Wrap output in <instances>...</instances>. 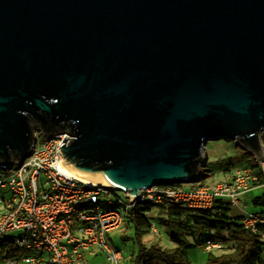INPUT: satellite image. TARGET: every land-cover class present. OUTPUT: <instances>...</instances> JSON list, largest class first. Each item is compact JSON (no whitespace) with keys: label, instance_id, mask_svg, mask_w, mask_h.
<instances>
[{"label":"water","instance_id":"obj_1","mask_svg":"<svg viewBox=\"0 0 264 264\" xmlns=\"http://www.w3.org/2000/svg\"><path fill=\"white\" fill-rule=\"evenodd\" d=\"M37 131L132 203L200 182L213 136L264 160V0H0V162Z\"/></svg>","mask_w":264,"mask_h":264},{"label":"built area","instance_id":"obj_2","mask_svg":"<svg viewBox=\"0 0 264 264\" xmlns=\"http://www.w3.org/2000/svg\"><path fill=\"white\" fill-rule=\"evenodd\" d=\"M23 162H0V187L11 191V198L0 199V240L12 231L16 247L23 252L19 258H6L13 264H85L87 254L105 253L110 264H122L124 255L111 242L109 233L121 228L126 213L136 203L182 202L191 208H211L217 198L239 204L240 197L260 182L259 174L238 169L228 181L187 189L183 185H161L147 188L135 202L102 183L85 181L64 165L60 148L71 138L69 133L42 135ZM264 172V160L258 161ZM68 169V170H67ZM71 170V169H70ZM264 184L260 185L263 186ZM115 194L113 197L112 194ZM242 222L261 233L264 214L249 212ZM153 230L157 227L154 224ZM264 236V233H263ZM204 250H221L225 244L208 238Z\"/></svg>","mask_w":264,"mask_h":264},{"label":"trees","instance_id":"obj_3","mask_svg":"<svg viewBox=\"0 0 264 264\" xmlns=\"http://www.w3.org/2000/svg\"><path fill=\"white\" fill-rule=\"evenodd\" d=\"M222 138L226 141L230 140L228 136H213L210 140ZM246 153L250 154L249 151ZM248 162L243 168L259 174L260 182L257 186L264 184L262 165L255 155L251 154ZM233 164L234 161L231 160L227 170L231 169L230 166ZM205 166L208 167V160ZM204 170L213 173L212 169ZM206 175L202 173V179ZM196 185L202 186L200 182H196L189 187L185 185L184 187L192 189L196 188ZM252 200L255 208L262 209L260 213L264 214V191ZM231 205V202L224 198H217L211 208L201 209L166 199L163 202L136 203L127 211L124 221L126 228L134 227L137 240L141 244L139 252L131 254L130 261L132 264H191L186 250L193 246L192 238L207 232L211 235L209 238L221 240L225 246L219 252H209L206 264H264V223L260 224L261 233L254 232L242 222L243 215H232ZM155 208L160 212L157 216H153ZM152 217H158L159 220L155 222ZM154 224L159 230L160 227L165 228L172 246L163 247L158 242L142 241L145 234L152 232ZM124 238L127 237L124 236ZM0 251L4 252V258L21 256L23 252L15 246L10 237L0 240Z\"/></svg>","mask_w":264,"mask_h":264},{"label":"rangeland","instance_id":"obj_4","mask_svg":"<svg viewBox=\"0 0 264 264\" xmlns=\"http://www.w3.org/2000/svg\"><path fill=\"white\" fill-rule=\"evenodd\" d=\"M264 136V133L262 134ZM43 140H45V137L42 135L41 132L38 133V143H41ZM226 143V144H225ZM248 152L245 148H243L240 144H238L235 140L230 139L228 141L222 139L219 140H209V143L207 145V149L204 153L208 160V167L203 166L202 173L207 174L201 181L200 184L203 185H213L216 184L219 181L225 180L228 177V173L231 170H227V167L229 165V162L231 160L234 161V164L232 165V168L239 166L243 167L247 165L248 159L251 158V153L248 154ZM249 163V162H248ZM212 169L213 173L209 170L204 169ZM233 171V170H232ZM196 183H188L183 184L185 186H190ZM173 185V184H172ZM198 185H196V188ZM264 189H259L255 195H261L263 193ZM117 193L124 197V193L121 191H117ZM113 197H115V194H112ZM244 197V195H242ZM254 197V196H253ZM5 198L9 199L11 198V191L7 188L0 187V199ZM253 198L246 197L242 201V204L245 202H248L250 205L249 207L255 208L253 205ZM227 200V199H226ZM231 213L235 216L239 214V209L237 206H235V203L231 202ZM1 205V203H0ZM260 209V208H258ZM159 210L153 211V216H157L159 214ZM153 220L156 222L158 221V217H152ZM161 232V234H159ZM160 232H150L145 234L142 237L143 242H147L148 240H151L153 242H158L163 247H170L172 246V243L170 242L169 236L167 232L165 231V228L160 227ZM20 231H12L3 236V238H13L15 235H19ZM126 236L127 238H124ZM109 237L111 238V242L114 244L115 247L118 249H121L124 260L122 261V264H132V261H130L131 254L138 253L141 247L140 242L137 240L134 227H128L126 228L125 224L122 225L121 228L115 229L109 233ZM208 237H211L209 233H205L203 235H197L195 238H192V247H189L186 251L190 258L191 264H206L209 257V252L204 250L203 243L207 240ZM219 252V251H216ZM4 252L0 251V264H13L7 259H4ZM99 260L97 264H110L109 260L107 259V256L105 253L99 254ZM19 256H12L10 260L13 258H19Z\"/></svg>","mask_w":264,"mask_h":264},{"label":"crops","instance_id":"obj_5","mask_svg":"<svg viewBox=\"0 0 264 264\" xmlns=\"http://www.w3.org/2000/svg\"><path fill=\"white\" fill-rule=\"evenodd\" d=\"M258 161V160H257ZM231 167V169H228V170H231V171H229V173H228V177L225 179V180H222V181H228V180H231L233 177H234V175H235V172H236V170H238V169H243V167H239V166H235L234 167V169L232 168V165L230 166ZM233 170V171H232ZM220 182V181H219ZM218 183V182H217ZM214 185V184H213ZM184 186V185H183ZM259 189H264V185L263 186H255V187H253L252 189H250V190H248L246 193H244L243 195H244V197H240V202H239V204H236L235 206H237L238 207V209H239V214H238V216L239 215H246L247 213H249V212H262V209H258V208H250L249 206V204H248V202H244L243 204H242V201L244 200V199H246V197H250V198H253V196L255 197V196H258V195H255L256 194V192L259 190ZM155 210H158V209H154V211ZM233 215V214H232ZM157 227V226H156ZM152 232H154V233H156V232H160V230H159V228L157 227V231L155 232L154 230H153V227H152ZM209 238V237H208ZM207 238V239H208ZM111 239V238H110ZM204 244V243H203ZM216 251H220V250H216ZM216 251H212V252H216ZM99 254H102V253H100V252H95V253H89V254H87V257H86V261H85V264H97L98 263V260H99ZM4 259H6V258H4Z\"/></svg>","mask_w":264,"mask_h":264},{"label":"bare ground","instance_id":"obj_6","mask_svg":"<svg viewBox=\"0 0 264 264\" xmlns=\"http://www.w3.org/2000/svg\"><path fill=\"white\" fill-rule=\"evenodd\" d=\"M68 170V169H67ZM68 171H71L73 174H75L77 177H79V178H81V179H83V180H85V181H88V182H91V183H100V181L99 180H96V179H91V178H88V177H86V176H83V175H80V174H78V173H76V172H73L72 170H68Z\"/></svg>","mask_w":264,"mask_h":264}]
</instances>
